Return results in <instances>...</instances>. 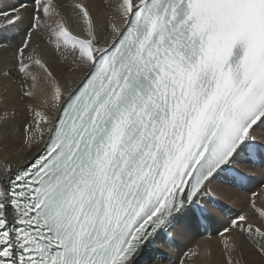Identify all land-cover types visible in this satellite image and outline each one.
Segmentation results:
<instances>
[{
  "label": "snow or ice",
  "instance_id": "obj_1",
  "mask_svg": "<svg viewBox=\"0 0 264 264\" xmlns=\"http://www.w3.org/2000/svg\"><path fill=\"white\" fill-rule=\"evenodd\" d=\"M249 174L264 0H0V264H164ZM246 205L178 264H264Z\"/></svg>",
  "mask_w": 264,
  "mask_h": 264
},
{
  "label": "bare ground",
  "instance_id": "obj_2",
  "mask_svg": "<svg viewBox=\"0 0 264 264\" xmlns=\"http://www.w3.org/2000/svg\"><path fill=\"white\" fill-rule=\"evenodd\" d=\"M23 120L24 117L20 116L17 118L15 123V138L17 142L22 140ZM249 175L250 178L248 179V183L245 188L240 187L218 193V199L222 202L223 212L220 213L216 219L208 222V232L204 231L205 228H201L199 225L194 224L188 238L176 241L174 251L162 249L159 244L154 246L155 248L163 251L168 257V259L164 261V264H178L181 254L186 252L188 248L194 247L195 243L202 240L204 235L212 234L214 236L216 230L220 228L224 222H226L227 218L234 216L241 210H246L247 199L251 197L253 193H260L262 187H264V177L252 174ZM146 259L147 257L144 258V260ZM144 260H142L141 264H144Z\"/></svg>",
  "mask_w": 264,
  "mask_h": 264
}]
</instances>
